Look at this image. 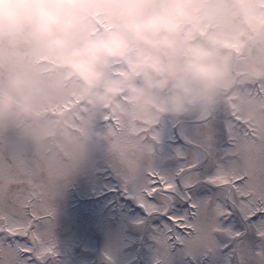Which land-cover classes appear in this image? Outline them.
<instances>
[{"label":"snow or ice","instance_id":"obj_1","mask_svg":"<svg viewBox=\"0 0 264 264\" xmlns=\"http://www.w3.org/2000/svg\"><path fill=\"white\" fill-rule=\"evenodd\" d=\"M131 129L134 162H105L103 172L133 222L150 229L152 264H175L177 254L189 264H264V81ZM66 186L0 137V264H55L54 200Z\"/></svg>","mask_w":264,"mask_h":264},{"label":"clouds","instance_id":"obj_2","mask_svg":"<svg viewBox=\"0 0 264 264\" xmlns=\"http://www.w3.org/2000/svg\"><path fill=\"white\" fill-rule=\"evenodd\" d=\"M109 6L120 23L88 35L92 6L85 0H0V34L23 33L35 48L55 56L79 81L85 100L96 105L126 94L146 112L179 114L231 83L228 54L195 38L215 6L195 0H111ZM117 64L131 70L111 75ZM252 71L264 75L259 64ZM41 91L35 71L12 74L0 88V119L21 121Z\"/></svg>","mask_w":264,"mask_h":264},{"label":"rangeland","instance_id":"obj_3","mask_svg":"<svg viewBox=\"0 0 264 264\" xmlns=\"http://www.w3.org/2000/svg\"><path fill=\"white\" fill-rule=\"evenodd\" d=\"M85 2L90 4V0H85ZM195 2L198 5L199 2H202V5H213L216 11L221 10V18L213 15L210 21L199 27L200 31L207 29V32L209 29L206 28V24L209 25L210 33H207L208 37L204 41L218 48L231 42L239 47L252 35L264 32V3H261V0H238L236 2L226 0L218 3H211L210 0H195ZM235 6L241 9L237 13V17H233L231 12V10L237 12ZM243 14L245 15L244 18ZM93 31L94 27L91 26L88 35L93 34ZM8 45L10 49H13L11 47L24 48L25 51L31 49L29 51L31 55L29 52L27 54L30 55L29 60L32 62L46 58L52 60L50 58L53 55L44 49L35 48L32 44L29 45V42L22 44L19 39H14ZM0 64L3 65L4 63L0 62ZM39 64L45 68L47 63L41 61L36 65ZM121 67L118 64L113 65L110 74L120 75L131 70L130 65L129 69L126 67L122 69ZM120 69L124 72H120ZM252 69L245 60H240L238 68L240 73L252 77L257 76L253 74ZM23 70L28 69L22 66L14 73ZM36 70L31 69V71ZM44 71L47 70L44 69ZM66 75L68 74L66 73ZM238 83H242V80ZM72 84L75 86L72 87ZM65 91V97L55 98L54 110L62 112L73 106L74 108L66 113L65 119L62 121L75 131H64L65 139L69 144L66 146V150L60 153L62 157L57 155L54 159L50 155L55 154L54 145L59 146V141L49 140L48 149L45 152L50 156L43 157L48 164L46 171H42L39 169L38 162L35 163L34 161L38 160L44 149L41 150V146H38L36 147L37 150L30 151V153L24 151V154H31L33 160L31 165L36 169L38 167L37 170L67 185L54 200L53 237L58 253L55 264H152L155 243L150 238V229L147 225H137L133 222L137 213L132 205L121 200L119 195L111 190V182L105 178L103 172L105 162L110 166H127L134 162L135 154L139 148V140L131 126L133 124L146 125L142 122L147 120V112L142 109L140 104L129 103L126 94L116 97L111 102L110 109H108L110 103L108 105L89 103L82 95L80 83L75 78L67 82ZM39 106V102H36L33 110ZM105 113L114 118L113 123L102 124L100 122ZM88 114L91 115L87 120L88 124H91L90 126L83 124V120ZM13 123L12 121H3L7 134L2 132L0 137L5 139L7 136L6 138L16 139L17 145L19 142L17 137L22 143L28 145V140L25 138L31 137L33 139L40 133L38 131L40 129L39 123H25L23 128L28 131L16 135L11 130ZM48 125L51 126L52 124ZM100 137H102L101 140ZM36 138H40V136ZM31 147L33 146L31 145ZM72 148L74 149L71 150ZM33 152L34 155H32ZM25 160L29 163L31 159L28 156V159ZM55 165L56 168H54ZM101 192L104 193V198H100ZM105 253L111 256V261L105 259ZM175 264H189V262L177 254Z\"/></svg>","mask_w":264,"mask_h":264},{"label":"flooded vegetation","instance_id":"obj_4","mask_svg":"<svg viewBox=\"0 0 264 264\" xmlns=\"http://www.w3.org/2000/svg\"><path fill=\"white\" fill-rule=\"evenodd\" d=\"M106 1L105 0H92V3H91L92 8L90 10V14H91L92 18L98 19V20L103 19L106 23H119L120 17L118 16L116 10L109 6L111 3V0H106ZM219 1L225 2L226 0H210L211 3H214V2L218 3ZM234 1L236 2L238 0H234ZM202 4H203L202 2H199V5H202ZM205 5H208V4H205ZM233 5H235V3H233ZM98 8L102 12H99ZM219 11H216L214 13V16H218L219 18H221L222 12H221V10H219ZM235 11H237V12H233V10H231L233 17H237L238 16L237 13L240 12L239 8L236 6H235ZM202 25H205V24L202 23L200 26H202ZM206 26H208V25L206 24ZM261 35L264 36V33H257L254 36L252 35L251 37H249L247 40H245L242 43L243 45L241 44L239 47H237L234 42H231V43L225 44L221 48H219L221 52L228 54L229 77L232 76V78H230L231 83L227 87H224V88H221L220 90H218L214 94L213 98L210 101L200 103L195 108L186 110L182 113H189L192 110L195 112V111L204 109L206 107H210L220 97L227 94V91L230 88L229 86L236 85L237 86L236 91H237V90L242 88L241 84H238V82L240 80L246 81V83L254 80V77L248 76L245 73H240L238 71V68L240 65V60H245L250 65L251 68L254 67V65L252 66V62L250 61V56H248V53H252V51H253L252 45L254 43L264 40V37L260 38ZM10 37H15L16 39H18V38L25 37V35L23 33H21L19 36H10ZM10 37H7V38H10ZM207 37H208V34H205V29H204V31L203 30L200 31V29L198 28V31L196 33L195 38L204 40V39H207ZM5 40H6L5 37H0V41H2V42H0V49L6 47L8 45V41H5ZM19 42L22 44L25 43V41L21 40V39H19ZM6 43H7V45H6ZM18 59H19V57H17V56L14 57L10 53H0V62L4 63L3 65L0 64V79H3V83L6 79V76H8L7 70L5 69V66H6L5 63H10L11 60H13L11 63V67H10V68H12L13 65L18 61ZM59 70L64 74V71L62 70V68ZM63 74H59V76H63ZM64 76H65V74H64ZM262 76L264 79V75H262ZM242 77H243V79H242ZM59 81H62V80L60 78H56V79L52 80L50 83L47 82L46 84L43 85V89L41 91V94L36 101L37 103L39 102V104H40L39 108H37L36 110H32L31 113H29L27 116H25V120L30 121V122H32L33 120L42 121L43 119L48 117V112H49L48 108H49V106H55V102H56L55 98L61 99V96H64L63 91L61 89V84H58ZM47 104L49 105L48 107H47ZM179 114H181V113H179ZM52 115H53L54 119L55 118L57 119L58 122L63 117V114H61L60 112H54ZM170 115H177V114L171 113ZM160 117H161V115H159V118ZM40 133L42 134L41 130H40Z\"/></svg>","mask_w":264,"mask_h":264}]
</instances>
